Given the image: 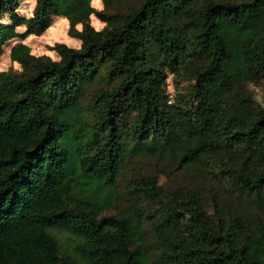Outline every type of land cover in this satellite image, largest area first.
Returning a JSON list of instances; mask_svg holds the SVG:
<instances>
[{"label": "trees", "instance_id": "trees-1", "mask_svg": "<svg viewBox=\"0 0 264 264\" xmlns=\"http://www.w3.org/2000/svg\"><path fill=\"white\" fill-rule=\"evenodd\" d=\"M18 1L0 0V56L16 25L42 35L54 16L80 47L57 45L55 61L17 46L22 74L0 73V264H264V235L215 196L210 213L199 190L138 176L131 212L105 214L125 140L264 200V106L247 89L264 81V0H141L112 15L92 0H35L29 19ZM168 80L187 83L181 101L169 103Z\"/></svg>", "mask_w": 264, "mask_h": 264}, {"label": "rangeland", "instance_id": "rangeland-1", "mask_svg": "<svg viewBox=\"0 0 264 264\" xmlns=\"http://www.w3.org/2000/svg\"><path fill=\"white\" fill-rule=\"evenodd\" d=\"M140 1L116 0L115 6L107 9L103 0H92L90 7L95 11L112 15L118 12L127 13L130 8L136 7ZM34 6L35 0H19L15 13L20 19H29L32 16ZM89 23L97 31L102 30L105 26L104 21L94 14L89 16ZM1 24L7 28L14 25L7 14L2 15ZM69 28V21L63 16L52 17L49 28L42 35L26 34L25 26L19 23L13 29L15 37L3 45V53L0 56V73L11 76H20L22 74L23 66L11 58V51L17 46H25L32 56H45L55 61L58 60V55L55 51L57 45H66L75 49L79 48L80 41L69 35ZM75 29L80 31L81 25L77 24ZM168 81L171 103L173 96H176V99L181 101L183 99L182 96L188 91L187 83L182 81L179 88L176 89L173 87L172 81ZM97 87L95 86L94 88ZM247 89L252 97L260 105L264 106V81L258 84H250ZM86 118L92 120V115L90 114ZM134 145L135 143L131 140H125L124 142L123 161L119 176L115 181V195L117 199L105 214L116 216H126L129 214L133 199L129 192L128 184L138 176H149L155 178L158 186L165 191L185 188L199 190L204 205L210 213H213L212 197L215 196L225 213L232 212L243 215L247 218L256 234L264 235V200L259 201L254 196L247 195L239 190L237 186L213 176L208 170H194L180 167L169 159L166 153L137 151ZM211 171L215 172L216 170L211 168ZM141 209L144 214L142 223L144 242L142 246L150 251V261L154 262L159 251L155 247L156 239L150 231L149 215L152 212L155 213V211L154 207L148 206V203L147 205H143ZM60 241L63 249L70 253L71 249L66 244L65 238L62 237Z\"/></svg>", "mask_w": 264, "mask_h": 264}, {"label": "built area", "instance_id": "built-area-1", "mask_svg": "<svg viewBox=\"0 0 264 264\" xmlns=\"http://www.w3.org/2000/svg\"><path fill=\"white\" fill-rule=\"evenodd\" d=\"M168 83H169V81H168ZM171 92V91H170ZM169 103H171V101H169Z\"/></svg>", "mask_w": 264, "mask_h": 264}]
</instances>
